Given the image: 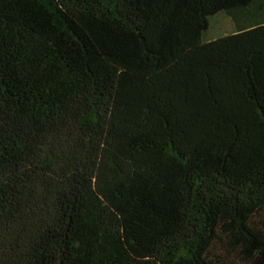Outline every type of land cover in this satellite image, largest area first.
I'll return each mask as SVG.
<instances>
[{"label":"trees","instance_id":"trees-1","mask_svg":"<svg viewBox=\"0 0 264 264\" xmlns=\"http://www.w3.org/2000/svg\"><path fill=\"white\" fill-rule=\"evenodd\" d=\"M0 264H264V0H0Z\"/></svg>","mask_w":264,"mask_h":264},{"label":"rangeland","instance_id":"rangeland-1","mask_svg":"<svg viewBox=\"0 0 264 264\" xmlns=\"http://www.w3.org/2000/svg\"><path fill=\"white\" fill-rule=\"evenodd\" d=\"M237 32L235 24L225 13L210 18V28L203 34V42L221 39Z\"/></svg>","mask_w":264,"mask_h":264}]
</instances>
